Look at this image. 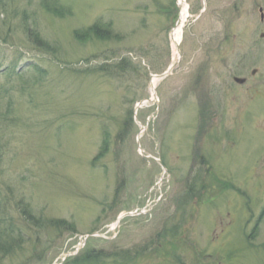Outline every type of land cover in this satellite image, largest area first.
I'll list each match as a JSON object with an SVG mask.
<instances>
[{
  "label": "rangeland",
  "instance_id": "rangeland-1",
  "mask_svg": "<svg viewBox=\"0 0 264 264\" xmlns=\"http://www.w3.org/2000/svg\"><path fill=\"white\" fill-rule=\"evenodd\" d=\"M64 1L60 17L0 0L2 209L71 222L24 221L0 264L137 248L128 264H264V0H185L177 49L180 0ZM98 18L119 37L77 40Z\"/></svg>",
  "mask_w": 264,
  "mask_h": 264
},
{
  "label": "trees",
  "instance_id": "trees-1",
  "mask_svg": "<svg viewBox=\"0 0 264 264\" xmlns=\"http://www.w3.org/2000/svg\"><path fill=\"white\" fill-rule=\"evenodd\" d=\"M42 4L46 8L48 12L51 14L57 16H65L72 13L71 6L65 4L64 0H43ZM94 25L85 27L84 29H75L74 36L82 43H85L86 41H90L93 38H97L99 40H102L106 42V40L114 39L119 37V35L115 36L112 34V26L111 24H106L103 22L101 18H98L93 23ZM28 38H31V40L36 43V45L40 47H45V49H51L49 48V45L46 41H44L43 37L41 36L39 30H37L35 27H31L28 30ZM114 67L107 65H100L102 71H112L111 69H115L114 71L120 70L125 72L127 70V67L125 65V62H118L113 64ZM119 68V69H118ZM117 69V70H116ZM12 107L7 105L5 112H3V115H0L4 118H9V115L11 114ZM5 121V120H4ZM3 122V121H2ZM1 137V136H0ZM3 138H0V169H2L1 165L3 164L4 151L5 144L3 143ZM105 150L107 143H105ZM103 148V150H104ZM19 207L24 214L23 217H21L22 221L20 219L16 220V218L8 217V214L6 215V212H4L3 204L0 202V260L10 257L11 255L17 254L20 250H22L24 247V243L26 240V233L21 230L20 224L24 225V221H26L28 224L32 223L38 227H49V226H55L57 229L62 228H69L70 223L68 220L64 218H39L36 216V214L33 212L32 208L28 206L27 203L23 201V199L19 200ZM7 216V217H6ZM72 229H75L72 227ZM71 229V230H72ZM25 233V234H24ZM145 249H126V250H118L116 252H112L110 254H104L101 250L96 249H87L84 250L83 253H81L78 256H74L72 259H69L68 262L65 264H95V262H100V264H105L106 262L110 261L111 264H128L132 260L139 259L142 257ZM108 264H110L108 262Z\"/></svg>",
  "mask_w": 264,
  "mask_h": 264
},
{
  "label": "bare ground",
  "instance_id": "bare-ground-1",
  "mask_svg": "<svg viewBox=\"0 0 264 264\" xmlns=\"http://www.w3.org/2000/svg\"><path fill=\"white\" fill-rule=\"evenodd\" d=\"M181 4V12H180V17H179V22L178 24L173 28V33H172V42H174L175 49L180 45L181 41V36L183 33V28L185 26V23L187 21V18L189 16V9L184 5L185 0H180ZM177 55V52L175 53ZM159 79L157 77H154L151 81L152 85V92L154 93L157 89V84H158Z\"/></svg>",
  "mask_w": 264,
  "mask_h": 264
},
{
  "label": "water",
  "instance_id": "water-1",
  "mask_svg": "<svg viewBox=\"0 0 264 264\" xmlns=\"http://www.w3.org/2000/svg\"><path fill=\"white\" fill-rule=\"evenodd\" d=\"M260 11H261V18H262V21H264V11H263V9H261ZM173 66H174V64L171 65L170 70H168L167 72L171 71V69H172ZM245 80H246L245 78H239V77H236V78H235V81H238V82H240V83H244V82H246Z\"/></svg>",
  "mask_w": 264,
  "mask_h": 264
}]
</instances>
